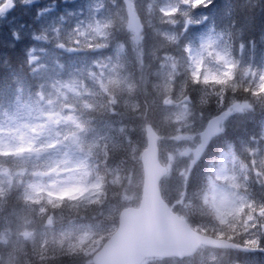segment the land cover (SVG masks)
<instances>
[{
  "label": "clouds",
  "instance_id": "9594fccd",
  "mask_svg": "<svg viewBox=\"0 0 264 264\" xmlns=\"http://www.w3.org/2000/svg\"><path fill=\"white\" fill-rule=\"evenodd\" d=\"M109 3L101 12L94 0H51L26 31L6 13L41 0H0L8 47L31 39L26 66L50 59L66 74L65 123L106 141L89 153L98 188L75 203L48 193L66 186L57 170L79 159L57 152L40 171L0 174L5 224L25 205L36 216L31 232L17 228L0 245V264H106L132 207L162 227L113 264H264V0ZM72 41L102 58L65 64ZM61 208L73 211L57 227Z\"/></svg>",
  "mask_w": 264,
  "mask_h": 264
},
{
  "label": "rangeland",
  "instance_id": "374dc122",
  "mask_svg": "<svg viewBox=\"0 0 264 264\" xmlns=\"http://www.w3.org/2000/svg\"><path fill=\"white\" fill-rule=\"evenodd\" d=\"M106 0H94L96 7L100 8L103 12V5ZM59 2V0H57ZM85 0H78V3L83 4ZM109 2V1H108ZM172 2V0H170ZM51 3V0H41L40 5L33 6V11L17 7V14L13 12L8 15V20L14 25L23 23L26 31H31L29 26L35 27L33 24V16L35 15L36 8L41 7L44 4ZM184 3L192 8H195L193 0H184ZM23 14L28 15L29 21L25 22ZM55 15V13H52ZM80 20L84 19V12L81 9L79 16ZM99 18V16H98ZM76 26L75 20L71 23H66V27L69 29ZM195 30V29H194ZM11 41L8 28L4 26L0 27V52L8 48V44ZM32 45L37 42L32 41ZM91 42V41H89ZM72 52L91 51L90 57H83L78 63H74L76 67H80L82 64H88L91 60L101 56L99 50H93L91 48L82 49L79 45L72 41ZM37 56L40 55L39 46L34 49ZM27 61V60H26ZM201 67L208 72L207 79L214 78V72L211 67L202 62ZM31 70L38 74L39 85H43V88H39L40 96L44 99H39V103L36 102L31 105L30 102L20 104L19 102L7 103L6 106L10 109L3 111L0 114V154L9 156L11 158L4 159V156H0V163L4 164V168L0 166V174L7 172L9 175L15 172L21 171H40V165L43 161L53 158L57 152L64 154L67 159L75 160L79 159L81 163L75 164L73 168L58 169L57 174L62 183L66 186L59 191L50 192L48 196L51 200L57 202L67 201L69 203H75L83 198L84 195L92 196L93 190L98 188L96 184H89L90 180V168L87 165V157L89 153H92L98 144L101 142L100 137L94 142H90V135L85 133L81 134L80 129L83 125L79 124V121L71 124V127L65 123V117L73 113V106L65 104L62 108L57 104V98L61 97L66 91L62 84L66 78V74H61L63 70L57 65L53 64L50 59L42 60L39 63H33ZM49 94H51L49 98ZM47 114H53V118L47 121L45 116ZM76 129V132H73ZM87 137V138H85ZM100 140V141H99ZM104 141V140H103ZM103 147V146H102ZM83 152L86 154H83ZM3 160L6 162L4 163ZM89 162V160H88ZM13 165L12 168L7 166ZM230 166V165H229ZM75 172V175H69L68 173ZM51 173V169H49ZM3 200H0V203ZM35 210L30 205H25V210L21 213L26 216L23 218L20 225L11 226L0 222V245L13 238V232L17 228H22L31 232L33 228H30L31 214ZM64 213L58 212L54 217V223L57 227L61 223H67V220L62 219ZM254 231V229H253ZM158 261L151 264H160ZM167 264H176V261L169 260Z\"/></svg>",
  "mask_w": 264,
  "mask_h": 264
},
{
  "label": "water",
  "instance_id": "95a60500",
  "mask_svg": "<svg viewBox=\"0 0 264 264\" xmlns=\"http://www.w3.org/2000/svg\"><path fill=\"white\" fill-rule=\"evenodd\" d=\"M160 227L162 225L150 216H142L136 208H130L123 221V229L108 252L106 264H113V261L129 256L142 239L156 240Z\"/></svg>",
  "mask_w": 264,
  "mask_h": 264
},
{
  "label": "trees",
  "instance_id": "16d2710c",
  "mask_svg": "<svg viewBox=\"0 0 264 264\" xmlns=\"http://www.w3.org/2000/svg\"><path fill=\"white\" fill-rule=\"evenodd\" d=\"M142 3L143 0H140ZM8 56L10 57V64L13 66L15 64L14 60H17L16 66L18 71H7L5 64L3 65L2 61H0V88L1 87H6L5 91L2 92L4 94L5 98L4 100H14L15 101V93L11 92L8 88L13 89L15 87L14 82H17L19 85L22 83V76L23 74L25 77L28 76V73L24 70L23 68V58H22V52L20 49V45L18 44L17 47L11 48L8 50ZM72 57V56H71ZM22 89L16 91V94H21ZM65 216L70 217L72 215V209L71 208H64L63 209ZM168 260H161L160 264H167Z\"/></svg>",
  "mask_w": 264,
  "mask_h": 264
}]
</instances>
